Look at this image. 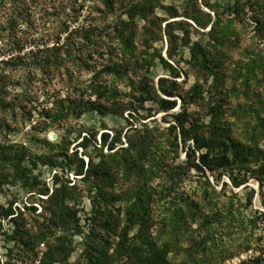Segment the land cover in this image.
<instances>
[{
    "label": "rangeland",
    "instance_id": "1",
    "mask_svg": "<svg viewBox=\"0 0 264 264\" xmlns=\"http://www.w3.org/2000/svg\"><path fill=\"white\" fill-rule=\"evenodd\" d=\"M139 1L112 0L108 5L105 0H0V75H4L6 98L15 100L27 95L33 99L30 117H22L17 111L13 115L0 116L10 125V131L0 130V144L6 140L4 144L12 147L6 151L12 160L0 164V178H6L0 188V206L11 204L16 212H22V221L30 232L44 225L50 230V236L45 241L33 246L8 240L0 233V264H40L49 243L64 241L72 236L70 224L58 221L53 228L48 222L49 214L43 212L48 196L65 181L69 183L62 192V198L75 211L76 221L81 225V233L72 236L74 250L65 264H85L87 260H84L83 252L87 243L94 245V242L106 240L109 246L115 244L116 234L126 231L127 209L135 201L137 191L145 211L139 223L157 239L159 246L168 244L170 260L191 264L187 249H192L193 256L205 253L207 260L200 264H264V130L261 136L255 133L254 140L245 135L249 130L246 128L247 121L254 116L249 114L251 109L260 112L264 129V107L260 106V101L264 99V70L256 71L257 79L250 88H241V79L238 78L251 60L259 58L264 67V0H242L244 7L238 18L226 11L232 0H208L214 9L201 5L200 0H150L155 8L147 16V22L157 32V39L145 45L139 31L146 21L136 18L132 23V29L136 27L138 33L135 50L132 55L129 52L124 55L120 44L108 36L116 27V22H128L123 14L128 3ZM198 8L201 11L199 14ZM214 12L220 22L215 34L210 35L208 31L216 20ZM191 15L198 17V23ZM64 22L69 25L67 33L83 27L72 38L74 49L87 51L101 34L104 41L100 46L104 51L103 60H111L112 64L122 67L120 75L117 73L109 78L110 85L117 89L114 96L117 108L103 115L89 111L76 121L68 122L62 129L49 128L46 132H38L35 127L45 121L42 111L52 106L50 94L54 91L63 98L67 92L84 89L93 75L92 71L76 69L71 61H67L73 72L72 84L68 86L64 76L45 74L35 63H31L29 56L25 57L30 51L51 48L54 42L52 33ZM168 23L172 25L173 34L179 38L172 58L167 56V41L163 33V27ZM93 27L98 33L93 32L87 37L86 32ZM226 27L229 35L223 37L220 29ZM67 33L61 34L60 46L65 42ZM183 35L189 45L199 41L209 51L217 49L226 55L224 65L218 70V81L214 76L196 72L188 64V46L180 41ZM221 37L224 38L223 47L215 44ZM229 41H232L230 46ZM110 44L114 54L106 52ZM156 51L179 70L178 79H174L157 58L151 63ZM43 56L46 54L42 53ZM18 57H22L23 61L16 69L3 67L1 61ZM57 57L68 59L63 52ZM142 60H146L147 64ZM89 63L96 70L101 68V60L97 56ZM133 63L135 67L127 68ZM143 77L147 85L155 87L159 78L176 81L178 94L173 98L176 108L165 113L153 100L143 99L138 87ZM197 87H201L200 95L191 100V93L194 89L196 92ZM241 91H247L249 97ZM157 94L166 98L158 91ZM184 95L190 102L187 105L190 119L199 126L193 133L206 140L204 153L209 150L211 156L226 155L231 160L230 150L226 151L222 143L229 148L231 141H237L253 148L257 156L250 155L245 168L239 169L238 163L234 162L218 173L205 170L204 174L190 171L184 175L178 168L185 161V145L177 136V150L169 149L168 140H172L173 135L164 131L174 123L172 115L180 111L181 96ZM74 98H78L75 92ZM83 98L88 99L85 95ZM89 99L93 101L95 97ZM70 127L68 152L71 154L77 150L78 156L86 161L85 153L95 154L94 141L99 145L102 133L109 134L111 139L115 132H120L117 149L135 144L144 136L147 143L145 151L153 158H146L142 162V170L137 171L131 166V159L136 156L133 150H128L125 155L128 164L121 161V155H118L114 158L117 165L110 169L109 180L97 187L76 177L74 165L66 166L67 162L62 161L61 165L51 167L47 162V159L53 161L54 154L46 142L56 143ZM146 129L149 132H144ZM79 132H82L80 138ZM85 135H95V138H90L86 152L80 147L81 138ZM188 145H193L191 139L186 142ZM106 152L104 149L103 153ZM172 169H176L175 172ZM17 173L20 178H15ZM55 176L59 177L57 184L54 183ZM92 203L99 209L97 214L100 218L97 221L105 220L102 212L109 214L116 234L108 233L102 239L103 231L97 230L95 241L86 239L91 230L86 219L91 215ZM187 203L193 205L195 216L193 220L188 218L184 224L173 217V212ZM32 207L36 212L30 210ZM3 225V231L9 234L13 231L12 225L6 222ZM140 225L136 224L133 230L128 231L129 236L134 235ZM201 241L205 250L196 246Z\"/></svg>",
    "mask_w": 264,
    "mask_h": 264
},
{
    "label": "trees",
    "instance_id": "2",
    "mask_svg": "<svg viewBox=\"0 0 264 264\" xmlns=\"http://www.w3.org/2000/svg\"><path fill=\"white\" fill-rule=\"evenodd\" d=\"M149 1L150 0H141L137 3L129 2L123 12V14L128 18L127 23L129 24L124 21L116 22V27L111 35L108 36L110 40L117 41L120 44L124 55L128 52L132 55V52L135 50L134 43L138 40V33L136 27H134V30L132 29V23L136 18H141L143 21H146L145 25L139 31L140 38L144 44L148 45L150 42H154L157 39V32L153 31L150 28V22H147V16L151 14L155 8V5ZM105 2L109 5L112 3V0H105ZM200 2L201 5L206 8L214 9V7L209 4L208 0H200ZM241 2L242 0H232V3L228 5L226 11L232 14L234 18H238L244 7ZM197 12L198 14L201 12L199 8ZM214 13L216 20L211 24V28L208 31L210 35L215 34V28L218 27L217 23L220 22L218 14L216 12ZM190 17L198 23L197 16L191 15ZM207 17L210 18L209 15H207ZM68 28L69 25H67L66 22L62 23L60 27L52 33L51 37L54 39V42L51 48L44 47L41 50L36 49V51H30L29 55L27 54L25 57L29 56L32 59L31 63H35L36 66L45 74H51L52 76H64L68 86L72 84L71 76L73 75L72 69L68 65L69 61L73 63V66L76 69H85L89 72L92 71L93 75L84 89H75L76 91H72L70 93L67 92L66 96L63 98H61V96L54 91L50 94L52 106L46 111H42L45 113V121L38 123V126L35 127L38 132H46L49 128L62 129L68 122L76 121L84 113L89 111H95L98 114L103 115L107 112H112L115 108H117V103L114 98V96L117 95V89L110 85L109 78L117 73L120 75L122 67H117L116 64H112L110 62L111 60H103L104 51H101L100 46L104 41H102L101 34H99V39H97L98 41L90 46L91 48L89 47L87 51H83L82 49H74V42L72 40L75 35H78L80 31L83 30V27H77L67 33L69 30ZM159 28L160 27L158 26V29ZM220 31L223 37H228V27L220 29ZM93 32L98 33L96 27L87 31L86 36L88 37L94 34ZM62 33H67V36L64 40L65 42L60 46L59 40ZM163 33L167 41V56L168 58H172L177 47L176 41L179 40V38L173 34L171 23H168L163 27ZM180 41L184 46H188L190 56L188 64L192 67V69L208 76H214L215 80L218 81L220 78L218 70L220 66L224 65L226 55L217 49H215L214 52L209 51L206 47L202 46L199 41L192 42L189 45L184 39V35L181 37ZM215 44L223 47L224 38L221 37V39H217ZM228 44L230 46L232 41H229ZM60 52H63L68 59L61 60L58 58L57 54ZM106 52L114 54V49L111 44ZM42 53H45L46 56L42 57ZM95 56L101 60V68L98 70H96L89 63L94 60ZM154 58L158 59L163 68L170 71V75L174 79L179 78V70L170 65L158 51H156L155 55L152 56L151 63H153ZM22 61V57H18L16 59L9 58L1 62L5 68L16 69ZM142 62L147 64L146 60H142ZM262 65V61L258 58L249 61L248 64L243 67L245 72L238 75V78L241 79V88H250L251 83L257 79L256 71L258 70L263 72L264 67ZM129 66L127 68L135 67L134 63ZM3 76V74L0 75V116L8 113L13 115L14 112L17 111L22 117H30L33 99H29L26 95L20 99L8 100L6 98V83L3 82ZM138 87L139 92L143 94V99L153 100L160 111L168 113L176 108V100H173V98L178 94L176 90V81L159 78L155 87L154 85H147L146 78L143 77L142 81L139 82ZM157 91L166 98L158 95ZM74 92L78 95V98H74ZM200 92L201 87H197V91L191 95V100H194L198 95H200ZM241 94H245L247 98L249 97L247 91H241ZM84 95L88 97L87 100L83 98ZM92 96L95 97L93 101L89 99ZM181 98L182 101L180 111L172 115L174 123L170 124L164 131L173 135L172 140H168L169 149L177 150V136H179L181 143L185 145V161L178 168L183 171L184 175H188L190 171L204 174L205 170L213 174L216 172L218 173L228 169L231 163L233 164L234 162L238 163L239 169L245 168V165L249 162V156H257L255 155L253 148L244 146L242 143H238L237 141H231L229 148L226 147L225 143H222L223 146H225L226 151L230 150L232 154L231 160L226 155L211 156L209 150L204 153L202 150L207 148L206 140L193 133L197 131L199 126L195 121L190 119L189 113L187 112V105L190 103L187 101V96L184 95L181 96ZM260 106L264 107V99L260 101ZM251 113H253L254 116L247 121L246 128H249V130L245 132V135L251 140H254L255 133H259L261 136L264 130L263 120L259 118V111L251 109L249 110V114ZM3 129L10 131V125L5 120L0 118V130L2 131ZM71 129L72 128L70 127L66 135L63 138L61 137L56 143L46 142V145L53 151L54 154L53 161H51V159H47V162L51 167L54 165H61L62 161L67 162L66 166L74 165V175L76 177H80V179L84 181L96 184L97 187L101 183L104 184L107 180H109L110 169H112L113 165H117L116 162H114V158L118 157V155H121V161L128 164L129 160L126 159L125 155L128 153V150H133L136 156L133 157V159L130 158L132 160L131 166L137 171L142 170V162L146 158L149 159L151 157L148 156L147 151H145L147 143L144 136H141L140 140L136 141L135 144L131 143L127 147L117 149L116 145L120 142V132H115V135L111 139L109 134L102 133L99 145L96 141H94V156L90 154L86 155L85 152L89 146L90 138H95V135H91L90 137H87L86 135L83 136L81 138L80 147L85 151H83L85 153L83 156L87 157L86 161L83 157L78 156L77 150L71 154L68 152V145H70V141L68 139H70ZM144 132H149V130L146 129ZM81 135L82 132H79L78 137L80 138ZM190 139L192 140L193 145L186 146V142ZM5 141L6 140H4V142ZM4 142L2 141V144H0V164L12 160V156L6 152L12 147L5 145ZM104 149H106V153H103ZM259 153L260 151H258L257 154ZM58 158H62V160H59ZM152 158L153 157H151V159ZM163 159L165 160V158ZM175 170L176 169H172L171 171L175 172ZM20 176L21 175H18L17 173L15 178H20ZM5 181L6 178H0V188ZM58 182L59 177L55 176L54 183L57 184ZM68 183L69 181H65L60 187H56L52 191L46 199L45 203L47 206L43 212L49 214L48 222L53 228L58 221L70 224L73 230V236L81 233V225L76 221L75 211L72 208H69L65 204V200L62 198V192L68 187ZM234 184L237 185V183ZM136 193L135 201L131 203L127 209L126 231H122L118 235L115 233V226H112L109 221V214L102 212L105 215V220L100 219V221H97L100 218L97 214L99 209L95 203H92L91 215L88 219H86V222L91 225V230L86 236V239L95 241L97 239L95 232L97 230H101L103 231V237H101L102 239H105V236H107L108 233H114L116 234L117 241L112 246H109L106 240H101L99 243L94 242V245L87 243V247L83 252V258L84 260H87L85 264H178L168 258L170 250L168 244L159 246L157 239L150 235L148 229L144 228L143 224L140 225L139 222H141L142 218L141 214L145 211L142 205V200L138 194L140 192L137 191ZM100 198L101 196L99 199ZM30 210H32L33 213L36 212V209L33 207L30 208ZM193 210V205L187 203L183 208L178 207L175 209L173 217L178 222L186 224L188 218L193 220L195 216ZM22 216V212H16V210L12 208L11 204L7 207L0 206V233H3L6 239L16 240L21 242L24 246H33L45 241L47 237L50 236L48 233V231H50L49 227H44L45 225L30 232L26 229V225L22 221ZM3 222L12 225L13 231L10 234L7 231H3ZM136 224L140 225L139 229H137L134 235L129 236L128 231L133 230ZM171 229L173 230V227H171ZM72 236H70L69 239L65 238L64 241L57 240L54 244L49 243L46 252L42 256L40 264H65L67 258L74 250ZM196 246L205 250V245L202 241L197 243ZM110 250L111 253H109ZM192 251V249H187L192 261L191 264L206 262L207 257L205 253L193 256Z\"/></svg>",
    "mask_w": 264,
    "mask_h": 264
},
{
    "label": "water",
    "instance_id": "3",
    "mask_svg": "<svg viewBox=\"0 0 264 264\" xmlns=\"http://www.w3.org/2000/svg\"><path fill=\"white\" fill-rule=\"evenodd\" d=\"M195 92V89H194V91H192V93L191 94H193ZM53 139H55V137L53 136Z\"/></svg>",
    "mask_w": 264,
    "mask_h": 264
}]
</instances>
